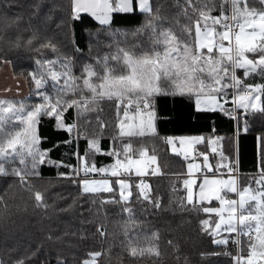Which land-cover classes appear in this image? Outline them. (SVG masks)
Listing matches in <instances>:
<instances>
[{
	"label": "snow or ice",
	"instance_id": "6c2138e0",
	"mask_svg": "<svg viewBox=\"0 0 264 264\" xmlns=\"http://www.w3.org/2000/svg\"><path fill=\"white\" fill-rule=\"evenodd\" d=\"M14 3L0 0V67L30 61L26 70L13 72V79L19 86L17 76H23L32 99L0 97V178L5 183L11 178L0 192V215L8 214L7 190L14 185L45 216L50 207L75 209L76 231L50 229L45 235L54 245L75 249L71 261L58 252L56 264H105L112 245L104 244L112 233L104 206L112 205L123 217L116 223L128 256L158 261L159 231L141 235L132 229L141 223L134 205H162L148 179L162 175L161 166L155 147L150 152L146 143L161 139L186 169L174 174L184 192L177 204L195 214L198 235L214 246L201 257L264 264V132L257 135L256 172L241 184L238 160L225 151V138L215 135L214 127L207 136L160 137L156 126L161 96L187 98L197 112L224 114L235 122L237 139L249 132L252 117H264V0H67L58 25L63 41H53L33 28L30 18L13 14ZM31 7V15H38L46 5L33 0ZM47 7L50 19L55 6ZM86 17L95 24L81 37L87 40L85 54L76 28L77 22L84 27ZM105 107L113 111L111 121L102 115ZM45 120L65 138L49 145L40 131ZM61 148L69 160L54 156ZM98 157L107 162L98 163ZM46 168L56 170L54 178L45 179ZM58 181L76 185L81 199L50 204L48 189L37 184ZM91 206L104 217L89 232L86 226L94 220L85 213H92ZM167 243L179 264L178 245ZM41 246L13 257L11 264H33Z\"/></svg>",
	"mask_w": 264,
	"mask_h": 264
},
{
	"label": "trees",
	"instance_id": "16d2710c",
	"mask_svg": "<svg viewBox=\"0 0 264 264\" xmlns=\"http://www.w3.org/2000/svg\"><path fill=\"white\" fill-rule=\"evenodd\" d=\"M33 0H15L11 9L13 14H21L25 21L31 19L32 27L39 30L43 34L51 37L53 41H63L64 33L58 25L61 24L64 15V8L67 6V0H43L46 5L38 15H31L34 9L31 7ZM47 6H55L49 12ZM86 16V14H83ZM95 22L86 17L84 27L79 26L77 22L76 37L81 41V37H86L88 27H92ZM27 35V33H25ZM84 47L85 54L87 53L86 38L81 41ZM46 51V50H45ZM27 55V54H26ZM30 61L27 59L16 60L15 67L12 66L13 72L19 73L22 69L26 70L30 67ZM23 78V76H17ZM28 90L30 92L29 86ZM32 98L29 96L23 100L30 102ZM156 110L158 119L156 126L160 137L164 136H179V135H215L224 137L223 146L226 152H229L238 160V174L241 178V184L248 182V177L254 175L257 169L258 161V142L257 135L264 132V117L256 115L251 118V126L248 133L241 132L238 139L235 136V122L230 120L224 114L216 113H201L194 109L193 102L187 98L161 96L156 100ZM105 120L111 121L113 111L109 107H105L102 113ZM111 124L108 131L110 132ZM42 135L48 138L49 145L57 140H62L65 135L54 130L51 122L45 120L40 126ZM108 141L105 140L107 145ZM149 151L155 147L158 156V162L161 166L162 175L149 177V182L154 189V195L159 196L162 200L160 209L153 208L148 205H134L136 207V215L140 225L132 232L136 234H150L152 231L158 230L160 234V251L161 257L159 260L150 258L133 259L130 258L125 250L124 237L120 231L119 225L116 223L121 220L122 216H117L116 208L112 205H105L108 210L106 225L112 235L104 244V247L112 245L111 256L105 259V264H177L176 253L173 248L168 245V240H172L179 247L180 262L184 264L185 258L187 264H227L228 258L208 256L202 258L200 253L203 250H211L214 246L210 245L206 240L197 233L196 217L194 213L181 211L177 201L184 195L182 184L179 178L174 175L185 171L183 162L179 157L174 156L169 146L161 139H151L146 141ZM83 142H81V148ZM57 158L69 160L67 155H64V148L54 152ZM72 162H75L74 159ZM104 157H98V163H106ZM64 171L65 169H60ZM56 170L46 168L44 170L45 179L54 178ZM7 183H11V178H7ZM7 183L3 178H0V192L7 188ZM173 185L176 190L173 191ZM37 187L42 190L47 188L49 203L53 201L56 204L63 205L71 197L81 199L77 195L76 185L68 184L64 181H58L54 185H48L44 182H39ZM107 196L109 194H98ZM60 197H64L61 199ZM7 200L9 203L8 214L0 215V260L5 264H11L13 257L25 254L32 250H39L31 257L33 264H56V256L58 252H62L71 261L73 259L71 253L75 251L67 245L52 244L45 240V235L50 229L57 232L69 231L74 232L80 227L79 219L76 210L70 212H56L54 208H49L47 216L40 209L34 207L31 196L21 189L18 185H14L7 190ZM85 204V207H89ZM92 207L91 215L94 223L87 225L89 232L94 231L95 222L103 221V210L97 216L96 207ZM2 211V210H0ZM131 234V233H130ZM71 243H77V238L74 236L65 237ZM143 242V241H142ZM89 243L99 246L98 241L90 240Z\"/></svg>",
	"mask_w": 264,
	"mask_h": 264
},
{
	"label": "crops",
	"instance_id": "0c3cea01",
	"mask_svg": "<svg viewBox=\"0 0 264 264\" xmlns=\"http://www.w3.org/2000/svg\"><path fill=\"white\" fill-rule=\"evenodd\" d=\"M21 81L18 86L16 80L13 79L12 66L0 67V97H9L15 99L26 98L29 94L28 85L23 83V78L17 77ZM19 87V91H17ZM11 89V91L5 92L4 89Z\"/></svg>",
	"mask_w": 264,
	"mask_h": 264
}]
</instances>
